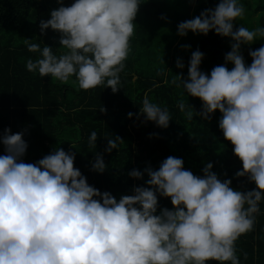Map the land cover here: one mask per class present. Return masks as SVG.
I'll return each instance as SVG.
<instances>
[{"label":"trees","instance_id":"16d2710c","mask_svg":"<svg viewBox=\"0 0 264 264\" xmlns=\"http://www.w3.org/2000/svg\"><path fill=\"white\" fill-rule=\"evenodd\" d=\"M0 264H264V0H0Z\"/></svg>","mask_w":264,"mask_h":264},{"label":"rangeland","instance_id":"374dc122","mask_svg":"<svg viewBox=\"0 0 264 264\" xmlns=\"http://www.w3.org/2000/svg\"><path fill=\"white\" fill-rule=\"evenodd\" d=\"M234 9V8H233ZM240 9V8H239ZM244 17V19L248 22L249 26L251 29L255 30V32L260 35L261 32L258 30V20H259V17H260V14H254L253 11L249 12V13H244L242 15ZM260 32V33H259ZM89 73L90 74H94L95 73V70L93 69H89ZM70 78V77H69Z\"/></svg>","mask_w":264,"mask_h":264}]
</instances>
